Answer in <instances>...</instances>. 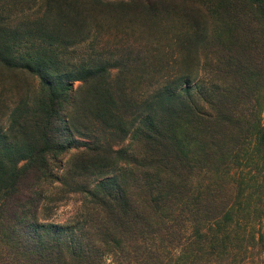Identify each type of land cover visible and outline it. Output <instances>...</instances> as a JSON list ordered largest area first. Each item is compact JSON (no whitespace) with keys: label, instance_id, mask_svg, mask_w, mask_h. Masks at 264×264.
<instances>
[{"label":"trees","instance_id":"1","mask_svg":"<svg viewBox=\"0 0 264 264\" xmlns=\"http://www.w3.org/2000/svg\"><path fill=\"white\" fill-rule=\"evenodd\" d=\"M0 264H264V0H0Z\"/></svg>","mask_w":264,"mask_h":264},{"label":"rangeland","instance_id":"2","mask_svg":"<svg viewBox=\"0 0 264 264\" xmlns=\"http://www.w3.org/2000/svg\"><path fill=\"white\" fill-rule=\"evenodd\" d=\"M78 205V201L73 197L70 200L65 201L60 205L59 209L56 212L59 218H63L68 215L76 206Z\"/></svg>","mask_w":264,"mask_h":264}]
</instances>
